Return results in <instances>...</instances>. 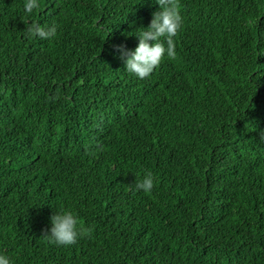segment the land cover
Listing matches in <instances>:
<instances>
[{
	"label": "trees",
	"instance_id": "obj_1",
	"mask_svg": "<svg viewBox=\"0 0 264 264\" xmlns=\"http://www.w3.org/2000/svg\"><path fill=\"white\" fill-rule=\"evenodd\" d=\"M0 0V252L14 264H264V0H179L176 52L125 69L158 0ZM31 22L58 25L29 37ZM147 173L151 192L137 191ZM71 209L86 231L51 241Z\"/></svg>",
	"mask_w": 264,
	"mask_h": 264
},
{
	"label": "clouds",
	"instance_id": "obj_2",
	"mask_svg": "<svg viewBox=\"0 0 264 264\" xmlns=\"http://www.w3.org/2000/svg\"><path fill=\"white\" fill-rule=\"evenodd\" d=\"M158 3L161 10L153 14L149 26L141 27L142 30L135 34L139 39L136 48L129 50L119 46V54L124 58L125 69L139 79L151 77L165 58H172L175 55V38L184 24L179 0H158ZM40 7V0H24L23 8L29 15L34 14ZM26 31L30 38L52 39L58 33V25L31 22L27 25ZM154 185L153 175L147 173L136 182L135 188L137 191L149 193ZM51 225L50 234L47 235L59 246L75 244L86 231H89L82 226L78 214L71 209L56 211L51 217ZM0 264H14V261L7 254L0 252Z\"/></svg>",
	"mask_w": 264,
	"mask_h": 264
}]
</instances>
